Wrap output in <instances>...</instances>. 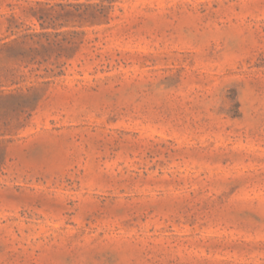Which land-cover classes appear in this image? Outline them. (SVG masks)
I'll use <instances>...</instances> for the list:
<instances>
[{"label": "rangeland", "instance_id": "rangeland-1", "mask_svg": "<svg viewBox=\"0 0 264 264\" xmlns=\"http://www.w3.org/2000/svg\"><path fill=\"white\" fill-rule=\"evenodd\" d=\"M0 264H264V0H0Z\"/></svg>", "mask_w": 264, "mask_h": 264}]
</instances>
